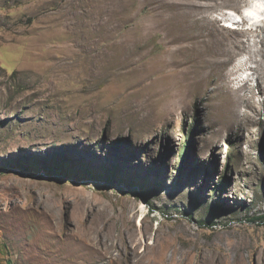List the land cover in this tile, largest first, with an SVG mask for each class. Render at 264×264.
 <instances>
[{
	"label": "rangeland",
	"instance_id": "rangeland-1",
	"mask_svg": "<svg viewBox=\"0 0 264 264\" xmlns=\"http://www.w3.org/2000/svg\"><path fill=\"white\" fill-rule=\"evenodd\" d=\"M223 1L219 28L262 24ZM153 14L0 0V264H264V58L238 73L256 111L235 124L182 80L175 11Z\"/></svg>",
	"mask_w": 264,
	"mask_h": 264
},
{
	"label": "bare ground",
	"instance_id": "bare-ground-1",
	"mask_svg": "<svg viewBox=\"0 0 264 264\" xmlns=\"http://www.w3.org/2000/svg\"><path fill=\"white\" fill-rule=\"evenodd\" d=\"M148 1L152 4L153 15L156 14L154 22V28L156 27V29L171 26L169 16L166 17V14L175 11L172 25H174L173 28L177 36L175 35L176 37L173 38L172 43H178L179 48L170 52L174 56L176 54L180 55V60L178 59L177 63L183 69L179 73L187 89L190 92L201 91V93L209 96L224 94L229 97L225 105L235 124L249 119L251 113L256 111L252 102L254 95L250 87L253 78L251 79V75L242 78V76H238V73L244 70H253L255 73L260 74L259 71L262 70V65L256 60V57L261 56L264 58V21H262V24L258 23L257 30L252 28L250 31H235L228 26L227 28H219L216 20H212L207 14L210 9L217 7L216 0H205L206 3H209L208 5L200 3L201 0H181V2L175 0ZM236 2L237 0H224L223 4L232 5L238 9ZM262 2L264 0H255L251 8H246L243 11L244 16L239 17L240 22L244 20L251 24L253 23L251 19L263 18L264 3ZM249 32L256 33L257 37L260 38L261 50L259 49L258 53H255L248 45V40L242 39L243 37L246 38ZM242 53L247 54L248 59L242 61L241 56L237 63H233L236 60L235 57L242 55ZM231 63H233V67ZM232 83H234L233 89H230Z\"/></svg>",
	"mask_w": 264,
	"mask_h": 264
},
{
	"label": "clouds",
	"instance_id": "clouds-1",
	"mask_svg": "<svg viewBox=\"0 0 264 264\" xmlns=\"http://www.w3.org/2000/svg\"><path fill=\"white\" fill-rule=\"evenodd\" d=\"M253 2H255V0H250V2H248V4L245 6V7H243V9L245 10L246 8H251V6H253ZM252 20V22L254 23H256V22H261V21H264V17L263 18H259V19H251ZM253 23H251L250 25H252Z\"/></svg>",
	"mask_w": 264,
	"mask_h": 264
},
{
	"label": "trees",
	"instance_id": "trees-1",
	"mask_svg": "<svg viewBox=\"0 0 264 264\" xmlns=\"http://www.w3.org/2000/svg\"><path fill=\"white\" fill-rule=\"evenodd\" d=\"M186 135H187V138H190L191 137V134L189 132H186ZM187 140H186V144H187ZM184 152H186V148L184 149Z\"/></svg>",
	"mask_w": 264,
	"mask_h": 264
}]
</instances>
